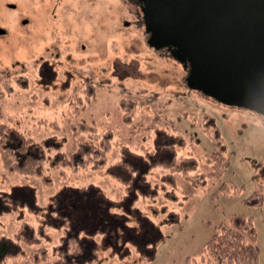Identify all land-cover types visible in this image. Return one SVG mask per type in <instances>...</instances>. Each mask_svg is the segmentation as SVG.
Returning a JSON list of instances; mask_svg holds the SVG:
<instances>
[{"label": "rangeland", "instance_id": "obj_1", "mask_svg": "<svg viewBox=\"0 0 264 264\" xmlns=\"http://www.w3.org/2000/svg\"><path fill=\"white\" fill-rule=\"evenodd\" d=\"M95 1L0 0V27L6 30L0 36V121L29 134L48 156L44 178L7 172L0 157V191L29 185L39 206V211L25 207L3 212L0 237H14L23 222L36 227L48 217L52 195L66 186L95 184L121 200L128 191L110 176L108 166L123 148L145 154L155 148L159 134L167 133L175 138L179 157H193L197 164L175 174L178 200H168L160 191L155 198L134 202L163 230L154 258L130 245L125 256L110 257L101 249L99 264H187L200 259L215 227L233 214L254 218L264 264V116L189 89L183 65L167 49L149 46L144 22L139 24L140 16L130 11L138 5L103 0L99 11L100 2ZM128 99L135 101L129 111L122 106ZM206 118L214 120L228 147L230 167L221 181L204 175L192 182L211 171L209 154L216 150L205 131ZM82 122L111 135L106 165L77 172L49 167L58 152L71 154L89 139L87 132L72 128ZM171 171L155 168L148 179L158 184ZM223 181L230 184L228 193L217 191ZM216 191L218 196L213 195ZM254 192L263 195L262 204L246 205ZM171 211L179 214L178 223L163 222ZM47 234L51 240L43 239L42 245L48 257L39 264L55 261L60 230L50 227ZM33 247L24 245L20 256L4 264H34L29 259Z\"/></svg>", "mask_w": 264, "mask_h": 264}, {"label": "trees", "instance_id": "obj_2", "mask_svg": "<svg viewBox=\"0 0 264 264\" xmlns=\"http://www.w3.org/2000/svg\"><path fill=\"white\" fill-rule=\"evenodd\" d=\"M135 101L125 100L122 106L129 111ZM205 123L213 146L209 154L211 171L195 178L208 175L222 180L230 167L228 147L214 120L206 118ZM75 133L87 132L89 139L81 141L71 154L58 152L49 167H68L72 172L83 169H101L107 163L111 150V135L96 132V127L82 122L72 125ZM175 138L167 133L156 137L155 148L145 154L123 148L120 158L108 166L110 176L122 183L128 193L121 200L110 198L100 186L90 184L83 187L66 186L51 197L50 213L41 218L35 227L23 222L14 237H0V264L20 256L24 245L34 246L29 259L34 264L45 262L48 251L42 245L43 239L51 240L47 234L50 227L58 228L60 236L53 249L54 264H99L101 249L110 257L125 256L134 246L147 259H153L157 245L163 239L161 226L134 206L138 197L155 198L160 191L168 200H178L174 189L175 174L187 173L197 164L193 157H179ZM0 157L7 172H17L38 177L45 176L48 156L45 148L29 134L0 121ZM171 168L161 177V182L153 184L148 175L155 168ZM218 192L228 193L230 184L223 181ZM213 195L218 196V192ZM263 195L254 192L246 198L245 204H262ZM29 207L39 211L33 187L19 186L11 192L0 191V215L9 210ZM179 214L169 212L163 222L178 223ZM260 249L254 218L246 214H233L228 221L215 227V231L202 249L200 259L187 264H261Z\"/></svg>", "mask_w": 264, "mask_h": 264}, {"label": "water", "instance_id": "obj_3", "mask_svg": "<svg viewBox=\"0 0 264 264\" xmlns=\"http://www.w3.org/2000/svg\"><path fill=\"white\" fill-rule=\"evenodd\" d=\"M142 2L149 46L183 65L189 89L264 116V0Z\"/></svg>", "mask_w": 264, "mask_h": 264}, {"label": "flooded vegetation", "instance_id": "obj_4", "mask_svg": "<svg viewBox=\"0 0 264 264\" xmlns=\"http://www.w3.org/2000/svg\"><path fill=\"white\" fill-rule=\"evenodd\" d=\"M96 1H98V2H100V3H98L99 5L97 6V10H101V8L103 7V5H102V3H103V0H96ZM95 1V3H97ZM105 2V1H104ZM127 2L130 4V6H131V4H136V5H138V7H136V9H137V11H133V9H132V7H130V11H131V14L132 15H137V16H140V18L138 19V23L140 24L143 20H142V15H141V4L143 3L142 2V0H127ZM107 7H108V5H107ZM138 9H139V11H138Z\"/></svg>", "mask_w": 264, "mask_h": 264}]
</instances>
